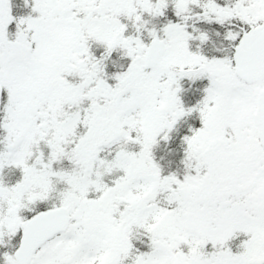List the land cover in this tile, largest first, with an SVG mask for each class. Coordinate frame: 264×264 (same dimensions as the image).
Listing matches in <instances>:
<instances>
[{
  "label": "snow or ice",
  "instance_id": "obj_1",
  "mask_svg": "<svg viewBox=\"0 0 264 264\" xmlns=\"http://www.w3.org/2000/svg\"><path fill=\"white\" fill-rule=\"evenodd\" d=\"M0 264H264V0H0Z\"/></svg>",
  "mask_w": 264,
  "mask_h": 264
}]
</instances>
